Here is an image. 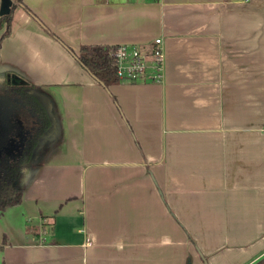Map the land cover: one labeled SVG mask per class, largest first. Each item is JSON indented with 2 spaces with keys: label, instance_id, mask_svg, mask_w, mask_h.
<instances>
[{
  "label": "crops",
  "instance_id": "crops-1",
  "mask_svg": "<svg viewBox=\"0 0 264 264\" xmlns=\"http://www.w3.org/2000/svg\"><path fill=\"white\" fill-rule=\"evenodd\" d=\"M0 67L49 126L0 264H250L264 253V0H21ZM1 35V30H0ZM160 37V79H93L65 46Z\"/></svg>",
  "mask_w": 264,
  "mask_h": 264
},
{
  "label": "trees",
  "instance_id": "trees-1",
  "mask_svg": "<svg viewBox=\"0 0 264 264\" xmlns=\"http://www.w3.org/2000/svg\"><path fill=\"white\" fill-rule=\"evenodd\" d=\"M16 5L32 14L23 1L12 0L10 12L0 16V40L9 33L11 11ZM65 47L102 86L118 81L111 55L113 45L81 44L76 50ZM40 93L38 86L15 70L0 67V213L21 201L27 173L38 165L34 152L50 121ZM250 264H264V253Z\"/></svg>",
  "mask_w": 264,
  "mask_h": 264
},
{
  "label": "built area",
  "instance_id": "built-area-1",
  "mask_svg": "<svg viewBox=\"0 0 264 264\" xmlns=\"http://www.w3.org/2000/svg\"><path fill=\"white\" fill-rule=\"evenodd\" d=\"M111 55L115 77L120 81H140L143 76L155 82L160 79L162 65L160 37H155L146 44L115 45Z\"/></svg>",
  "mask_w": 264,
  "mask_h": 264
},
{
  "label": "water",
  "instance_id": "water-1",
  "mask_svg": "<svg viewBox=\"0 0 264 264\" xmlns=\"http://www.w3.org/2000/svg\"><path fill=\"white\" fill-rule=\"evenodd\" d=\"M12 0H0V16H6L10 12Z\"/></svg>",
  "mask_w": 264,
  "mask_h": 264
},
{
  "label": "rangeland",
  "instance_id": "rangeland-1",
  "mask_svg": "<svg viewBox=\"0 0 264 264\" xmlns=\"http://www.w3.org/2000/svg\"><path fill=\"white\" fill-rule=\"evenodd\" d=\"M41 103L44 104L43 101H42ZM38 153H39V147H38V145H37V149H36V151L34 152V156H33V158L37 157V155L39 156Z\"/></svg>",
  "mask_w": 264,
  "mask_h": 264
}]
</instances>
